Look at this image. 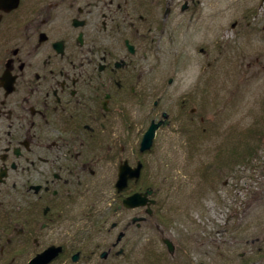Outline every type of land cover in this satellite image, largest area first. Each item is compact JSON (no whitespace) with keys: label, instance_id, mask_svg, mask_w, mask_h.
I'll list each match as a JSON object with an SVG mask.
<instances>
[{"label":"flooded vegetation","instance_id":"obj_1","mask_svg":"<svg viewBox=\"0 0 264 264\" xmlns=\"http://www.w3.org/2000/svg\"><path fill=\"white\" fill-rule=\"evenodd\" d=\"M174 3L0 0V264L130 259L121 243L105 246L122 224L117 215L137 211L120 240L145 221L132 222L147 207L125 209V198L152 189L157 205L158 191L142 184L140 120ZM198 5L184 0L180 15L194 21ZM126 153L133 163L118 159L110 203L105 166ZM125 162L143 168L118 192Z\"/></svg>","mask_w":264,"mask_h":264},{"label":"rangeland","instance_id":"obj_2","mask_svg":"<svg viewBox=\"0 0 264 264\" xmlns=\"http://www.w3.org/2000/svg\"><path fill=\"white\" fill-rule=\"evenodd\" d=\"M183 1L174 0L157 42L140 120L143 134L151 118L162 119L141 158L157 205L150 217L138 214L145 221L123 241L118 233L137 211L117 215L122 224L105 251L116 241L130 259L105 264H264V0H197L192 22L180 15ZM129 155L105 166L110 203L118 159L133 163Z\"/></svg>","mask_w":264,"mask_h":264},{"label":"water","instance_id":"obj_3","mask_svg":"<svg viewBox=\"0 0 264 264\" xmlns=\"http://www.w3.org/2000/svg\"><path fill=\"white\" fill-rule=\"evenodd\" d=\"M161 126L160 123L152 122L149 128L146 130V132L143 135L142 142H141V152H145L151 149L153 145V140L156 135V131ZM143 168V165L141 163H138V165L135 168H131L127 163L121 164L118 172V180L116 182V189L118 192H122L128 185V181L130 179H135L137 181L140 178L141 170ZM152 189L146 190L144 193H135L127 198H125L122 201V206L125 209H137L141 207H147V214L151 215L152 211L150 209V206L155 203L154 200L150 199V196L153 194ZM120 207V208H121ZM145 218H134L132 222H141L144 221ZM123 234H120L118 237V241L122 238ZM163 243L166 245L167 250L169 253L174 252V246L168 239H163Z\"/></svg>","mask_w":264,"mask_h":264},{"label":"trees","instance_id":"obj_4","mask_svg":"<svg viewBox=\"0 0 264 264\" xmlns=\"http://www.w3.org/2000/svg\"><path fill=\"white\" fill-rule=\"evenodd\" d=\"M188 130H186L185 132H187ZM194 137H191V139H193ZM236 155V154H235ZM206 171H203L202 173L204 174ZM144 186V185H143ZM152 257V256H150Z\"/></svg>","mask_w":264,"mask_h":264}]
</instances>
